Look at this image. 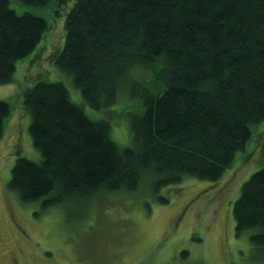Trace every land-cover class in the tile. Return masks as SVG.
Returning a JSON list of instances; mask_svg holds the SVG:
<instances>
[{
    "label": "trees",
    "instance_id": "16d2710c",
    "mask_svg": "<svg viewBox=\"0 0 264 264\" xmlns=\"http://www.w3.org/2000/svg\"><path fill=\"white\" fill-rule=\"evenodd\" d=\"M9 3L0 0V84L48 29L44 18L17 14ZM65 29L55 62L84 103L103 110L128 91L142 110L131 118V144L120 147L109 122L90 119L62 82L23 89L41 154L18 157L11 169L8 187L23 203L46 209L146 184L155 192L186 178L218 181L264 121V0H75ZM160 60L162 92L130 78L134 66ZM9 114L0 100V138ZM232 214L235 234L248 231L264 257V167L241 185Z\"/></svg>",
    "mask_w": 264,
    "mask_h": 264
},
{
    "label": "rangeland",
    "instance_id": "374dc122",
    "mask_svg": "<svg viewBox=\"0 0 264 264\" xmlns=\"http://www.w3.org/2000/svg\"><path fill=\"white\" fill-rule=\"evenodd\" d=\"M74 1L9 3L17 14L44 18L48 29L36 49L17 62L11 81L0 84V100L10 106L0 138V264H264L249 232L235 234L232 214L241 185L264 167V121L251 128L244 150L215 182L186 178L155 192L146 184L137 191H115L81 203L68 200L46 209L40 201L23 203L9 189L18 157L41 159L22 93L38 80L62 82L90 119L109 122L111 138L120 147L132 142L131 118L142 110L139 96L125 91L109 107L95 110L56 65ZM163 67L161 60L148 68L134 66L130 78L158 94L164 89Z\"/></svg>",
    "mask_w": 264,
    "mask_h": 264
}]
</instances>
